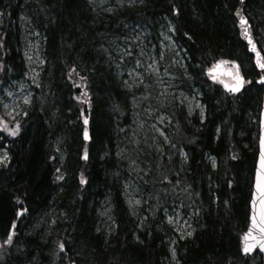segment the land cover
Instances as JSON below:
<instances>
[{
	"label": "trees",
	"instance_id": "obj_1",
	"mask_svg": "<svg viewBox=\"0 0 264 264\" xmlns=\"http://www.w3.org/2000/svg\"><path fill=\"white\" fill-rule=\"evenodd\" d=\"M120 2L110 13L89 0H0V86L25 71L22 14L43 36L45 59L19 130L0 141L9 157L0 165V264H262L243 253L264 86L240 1ZM242 14L264 63V0H244ZM166 22L185 59L182 88H197L205 111L167 108L169 146L143 162L150 205L137 218L124 195L132 166L119 156L136 94L109 53L136 25L158 46ZM221 60L234 62L241 91L209 76ZM176 205L196 213L190 237L167 224L165 210Z\"/></svg>",
	"mask_w": 264,
	"mask_h": 264
},
{
	"label": "rangeland",
	"instance_id": "obj_2",
	"mask_svg": "<svg viewBox=\"0 0 264 264\" xmlns=\"http://www.w3.org/2000/svg\"><path fill=\"white\" fill-rule=\"evenodd\" d=\"M89 1L96 9L111 13L121 0ZM135 1L127 0V4ZM2 26L0 14V27ZM19 26L20 51L25 71L20 80L12 81L5 87L0 86V141L5 137H13L11 132L19 130V117L32 102L33 87H39L40 73L45 64L43 36L23 14ZM174 32L171 22L163 24L160 44L156 46L150 34L136 25L131 34L112 45L109 53L119 80L130 93L136 94L132 98L131 124L121 130L127 136H123L119 156L125 157L132 166L131 176L124 184V195L130 211L137 218H145L150 205L145 186L149 166L146 165V157L155 151L164 153L169 146V132L173 122L166 112L167 108L185 106L190 114L197 112L202 116L205 111L199 101L198 89L194 88L188 94L182 88L180 75L182 71L186 74L185 59L173 40ZM226 68L236 71L230 65ZM209 76L211 77L210 74ZM222 80L232 83L225 78ZM136 90L141 94L143 91L150 92L151 97L141 100V94H137ZM4 147L0 144V165H7L9 162ZM195 214L193 209L187 210L181 205L165 210L167 224L183 238L192 235L191 219Z\"/></svg>",
	"mask_w": 264,
	"mask_h": 264
},
{
	"label": "snow or ice",
	"instance_id": "obj_3",
	"mask_svg": "<svg viewBox=\"0 0 264 264\" xmlns=\"http://www.w3.org/2000/svg\"><path fill=\"white\" fill-rule=\"evenodd\" d=\"M241 23H246L243 19L241 20ZM249 43H251V40H249ZM255 50V49H253ZM259 55V54H257ZM228 63H233L234 62H229V61H224L221 60L217 63L215 66L216 70H219L221 65L228 64ZM258 67L261 69H264V63H261L259 60L257 61ZM222 75H228L229 77L232 78L233 83H226L223 80H219V77L215 74V72H211V79L213 81L219 80L220 83L224 85V87L229 90L230 92H239L240 89L242 88L244 84L243 78L240 76L239 71H232L231 69L227 71L221 72ZM261 81L264 82V77H261ZM87 123V121H85ZM12 135H15L16 132L12 131ZM87 138V134H85ZM261 169H264V140L261 141ZM7 157L5 156V159ZM83 182V181H82ZM256 188H257V193L254 194V203H253V215L251 217V227L249 228V231L245 233L244 235V241H245V246H244V251L249 252L254 248L257 244L260 246V249L264 251V171L258 172L257 173V183H256ZM258 194L259 200H255V196ZM259 203L260 207L259 210H256V203ZM256 232L257 235H253V232ZM251 240L253 243H248V241ZM61 248H63V245H61Z\"/></svg>",
	"mask_w": 264,
	"mask_h": 264
},
{
	"label": "water",
	"instance_id": "obj_4",
	"mask_svg": "<svg viewBox=\"0 0 264 264\" xmlns=\"http://www.w3.org/2000/svg\"><path fill=\"white\" fill-rule=\"evenodd\" d=\"M240 1V7L238 9V15H239V19H240V22L241 20L243 19L244 21H246V19L244 18L243 14H242V7H243V4H244V0H239ZM242 27H244L245 29V35H246V41L247 43L249 44V49H250V52L252 53V55L254 56V59H255V62L257 64V61L260 60V54L258 53L257 51V48H256V45L254 44V42L251 40L248 32H249V26L247 25V23H241ZM249 40H251V43H249ZM255 49V50H253ZM259 54V55H257ZM262 63V62H261ZM258 65V64H257ZM259 70L261 71V74L262 76L261 77H264V69H261L260 67H258ZM229 69L225 68L224 65H221L220 69L219 70H216L215 67L210 71L211 72H215L216 75H219L221 76V72L223 71H227ZM232 70V69H231ZM233 71V70H232ZM224 77L226 78H229V79H232L231 77H229L228 75H223ZM241 76V75H240ZM242 77V76H241ZM243 78V77H242ZM244 80V78H243ZM259 84L263 85L264 86V82L259 81ZM243 88V86H242ZM242 88L240 90H242ZM227 90V89H226ZM229 91V90H228ZM233 93V92H232ZM85 134H87V138L85 136V141L89 142L90 141V138H89V134L88 132H86ZM264 140V98H263V101H262V105H261V111H260V116H259V139H258V158H257V164H256V168H255V174H254V182H253V191H252V196H251V201H250V214H249V223H248V227H247V230L245 233H247L249 231V228L251 227V217L253 215V203H254V194L257 193V188H256V183H257V173L258 172H262L264 171V169H261V158H260V154H261V150H262V146H261V141ZM255 200L258 201L259 200V196L258 194L255 196ZM259 203L257 202L256 203V210L258 211L259 210ZM244 233V235H245ZM253 235H257V233L254 231L252 233ZM248 243H253V241L249 240ZM244 246H245V241H244ZM243 253L244 255H252L253 253H258L261 258H262V264H264V251H262L260 249V246L257 244L254 248H252L251 251L249 252H245L244 249H243Z\"/></svg>",
	"mask_w": 264,
	"mask_h": 264
},
{
	"label": "bare ground",
	"instance_id": "obj_5",
	"mask_svg": "<svg viewBox=\"0 0 264 264\" xmlns=\"http://www.w3.org/2000/svg\"><path fill=\"white\" fill-rule=\"evenodd\" d=\"M237 14H239L238 12H237ZM238 19H239V15H238ZM239 22H240V19H239ZM240 24H241V22H240ZM211 71V70H210Z\"/></svg>",
	"mask_w": 264,
	"mask_h": 264
}]
</instances>
